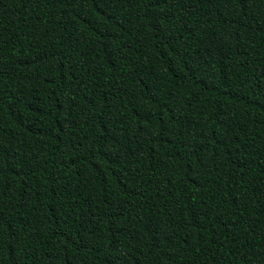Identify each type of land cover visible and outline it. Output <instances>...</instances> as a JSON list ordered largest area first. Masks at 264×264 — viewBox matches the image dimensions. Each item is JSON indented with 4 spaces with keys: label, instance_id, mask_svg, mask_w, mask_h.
I'll return each instance as SVG.
<instances>
[{
    "label": "trees",
    "instance_id": "obj_1",
    "mask_svg": "<svg viewBox=\"0 0 264 264\" xmlns=\"http://www.w3.org/2000/svg\"><path fill=\"white\" fill-rule=\"evenodd\" d=\"M0 264H264V0H0Z\"/></svg>",
    "mask_w": 264,
    "mask_h": 264
}]
</instances>
